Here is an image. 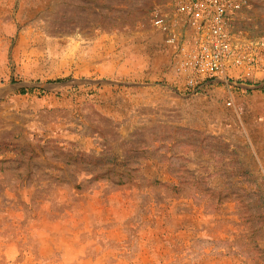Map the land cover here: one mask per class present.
Listing matches in <instances>:
<instances>
[{"label": "rangeland", "instance_id": "obj_1", "mask_svg": "<svg viewBox=\"0 0 264 264\" xmlns=\"http://www.w3.org/2000/svg\"><path fill=\"white\" fill-rule=\"evenodd\" d=\"M170 1L0 0V264H264V81L187 87Z\"/></svg>", "mask_w": 264, "mask_h": 264}, {"label": "built area", "instance_id": "obj_2", "mask_svg": "<svg viewBox=\"0 0 264 264\" xmlns=\"http://www.w3.org/2000/svg\"><path fill=\"white\" fill-rule=\"evenodd\" d=\"M244 0H171L153 26L174 45L187 87L209 81H264V37L237 36L233 23ZM221 79V80H220Z\"/></svg>", "mask_w": 264, "mask_h": 264}, {"label": "trees", "instance_id": "obj_3", "mask_svg": "<svg viewBox=\"0 0 264 264\" xmlns=\"http://www.w3.org/2000/svg\"><path fill=\"white\" fill-rule=\"evenodd\" d=\"M60 81V80H59Z\"/></svg>", "mask_w": 264, "mask_h": 264}]
</instances>
